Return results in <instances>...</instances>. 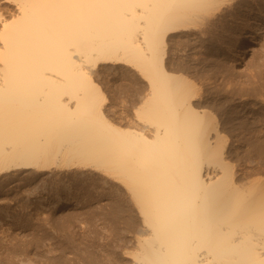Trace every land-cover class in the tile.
<instances>
[{
    "label": "bare ground",
    "instance_id": "1",
    "mask_svg": "<svg viewBox=\"0 0 264 264\" xmlns=\"http://www.w3.org/2000/svg\"><path fill=\"white\" fill-rule=\"evenodd\" d=\"M3 2L15 17L0 10V190L46 174L56 183L46 207L59 212L80 205L68 176L96 174L134 211V223L119 220L130 245L122 264H264V181L233 169L222 125L208 122L189 79L169 66L174 36L213 45L218 27L207 17L228 0ZM247 31L213 53L244 58L256 42ZM118 65L147 92L130 116L120 104L114 118L92 74Z\"/></svg>",
    "mask_w": 264,
    "mask_h": 264
},
{
    "label": "rangeland",
    "instance_id": "2",
    "mask_svg": "<svg viewBox=\"0 0 264 264\" xmlns=\"http://www.w3.org/2000/svg\"><path fill=\"white\" fill-rule=\"evenodd\" d=\"M224 4L222 10H214L207 17L218 27V32L209 34L213 45L190 48L185 46L183 35L174 36L169 66L189 79L196 89H192L195 99L213 111L214 114L206 111L208 122L222 125L220 131L224 134L219 142L227 141L224 155L235 166L233 169L241 174L248 171L249 177L259 174L257 178L264 181V150L258 149L264 147V0H228ZM0 7L6 19L15 17L12 3L3 2ZM249 26L255 30L247 31ZM242 30L253 35L245 41H256L244 58L238 57V53L232 57L213 53L215 43L223 47ZM179 57L192 59L188 64ZM93 72L107 98L111 116L120 104L126 105L130 116L132 108L144 99L147 84L133 69L123 65L112 69L101 66ZM45 176H18L0 190V209L11 213L0 215V264H122V252L130 245L126 243L129 236L125 238L119 233V220L128 216L134 223V211L125 204L118 186L103 183L96 174L84 178L68 176L67 182L80 192V205L57 212L46 207L56 183ZM39 185L45 186V191ZM39 193L45 196L43 200L38 198Z\"/></svg>",
    "mask_w": 264,
    "mask_h": 264
}]
</instances>
